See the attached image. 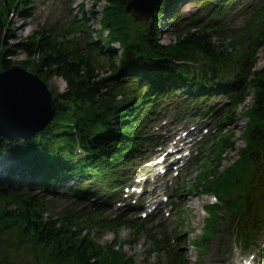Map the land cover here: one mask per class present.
<instances>
[{"label": "trees", "instance_id": "obj_1", "mask_svg": "<svg viewBox=\"0 0 264 264\" xmlns=\"http://www.w3.org/2000/svg\"><path fill=\"white\" fill-rule=\"evenodd\" d=\"M12 1L0 0V73L20 67L44 84L57 77L65 88L61 93L49 89L54 118L30 141L10 142L0 134V264H110V256L115 264L123 262L121 254L114 255L119 230L130 226L138 235L144 225L117 221L100 227L95 223L102 220L91 218L76 226L70 218L52 214L49 197L60 199L67 190L79 203L98 199L101 205L94 210L100 211L109 198H120L134 157L145 144L156 143L154 137L142 139L145 124L151 126L152 119L172 112L175 119L212 116L219 129L234 125L249 89L254 97L244 113L250 120L243 135L248 146L242 162L221 175H208L195 187L213 191L225 210L220 218L218 206L206 207L211 214L207 227L220 220L222 231L208 228L198 241L197 264H202L212 238L221 239L223 246L222 239L232 235L245 250L255 246L264 228V67L255 70L257 52L264 55V0H197L200 10L186 20L175 12L184 0H161L146 23L127 13L131 0H107L113 11L106 12L103 22L106 52L90 41L84 51L76 42H59L57 35L43 30L12 51L1 49ZM244 6L248 48L237 50L233 41L214 44L213 37L227 30L226 15ZM28 7V0H23L19 16ZM161 16L167 18L165 31L174 35L167 45L157 39ZM17 53L26 60L10 61ZM97 58L105 62V77L95 75L101 68ZM217 96L222 100L212 103ZM232 140L228 134L219 142V163L221 152L233 149ZM93 228L110 229L117 235L115 241L101 247L91 237ZM260 254L264 256V249ZM177 258V264L187 263L182 255Z\"/></svg>", "mask_w": 264, "mask_h": 264}, {"label": "rangeland", "instance_id": "obj_2", "mask_svg": "<svg viewBox=\"0 0 264 264\" xmlns=\"http://www.w3.org/2000/svg\"><path fill=\"white\" fill-rule=\"evenodd\" d=\"M22 1L13 0L11 2L10 12L7 17L5 16V19L7 18V26L1 43V49L12 51V48L16 44L19 42L24 43L27 39L33 38L38 30H43L57 35L59 42L69 40L76 42L84 51L90 41L95 44L96 48L106 52L103 44L108 32L104 29L103 22L107 15L106 12L113 11V4L107 0H28V8L30 10L26 11L23 16H19ZM196 2L197 0H184L176 7L175 12L183 20H186L190 16L197 14L200 10ZM245 7L236 12H229L226 15L224 27L227 30L213 37L212 41L214 44L219 45L224 43L228 45L229 42L233 41L237 50L240 47L243 49L248 48L250 43L247 40L248 38L243 35L244 30L246 32L245 26L248 17L244 19L241 15ZM157 19H162L160 20L158 41L162 45L173 43L174 35L165 31V28H167L166 16H161ZM250 36L253 39L252 32ZM232 47L230 46L229 48L230 52H233ZM110 49L111 51H117V46H111ZM9 60L21 63L26 60V56L17 53L12 58L10 57ZM96 60L98 65L100 63L101 68L98 69L95 75L105 77L109 72L106 69L104 60L99 58ZM256 61L255 70L264 67L262 50L257 52ZM45 85L48 90L54 88L58 93L63 92L65 88L64 83L57 77H52L49 83ZM246 92L244 103L236 110L234 125L226 123L219 129L217 123L214 124L212 117L208 119L196 118L194 123L188 119L172 121L173 113L167 112L166 114L164 112L163 115L165 114L166 118L161 117V119L165 120L163 122L166 125L162 123L157 127L159 123H156L154 126H146L150 132L146 130L147 133L145 132L142 138L147 139L150 135L157 136V146L142 162H138L142 166L141 168H138V165L135 167V160L133 168L136 169L130 173L132 180L128 183V187L129 184L136 188L143 186L141 196L139 198L135 196L131 204H136L134 201L137 199L141 202L147 201V203H151L153 200L160 201L166 198L167 202L162 205L163 211L160 213L155 212L151 216L141 219V214L144 211H140L141 214L136 216L137 213L132 214V211H139V208L128 206L127 209H120V207L115 209L117 202L112 200L107 207L103 208L102 206L100 208L101 212L90 215V211L99 204L88 200L83 205H77L73 197L65 191L61 199L55 201L52 214L56 218H70L68 221L74 223L76 226H82L83 222L91 216H94L95 220L101 219L102 215H99L100 213H103L104 217L102 219L106 221L128 219L131 221L128 225H144V231L138 235L136 234V230L130 226L119 230L118 243L115 244L114 252V255L115 253L121 254L119 261L124 257L123 262L120 263L118 261L119 264H126L128 262H133V264H177L179 261L177 255L183 256V259L187 262L185 264H196L201 255L197 250L198 241L206 234L208 228H215L217 232H220L222 225L220 220H216L212 226L207 227L206 221L211 218V214L206 209V206L210 205V202H216L213 199L215 193L213 191L206 193L195 187L199 181L205 180L208 175L209 177H214V172L221 175L225 168H231L235 163L242 162V154L248 146L243 135L250 120V117L248 120L247 115L244 113L246 110L249 111L253 106L254 97V92L251 89ZM219 97L217 96V98L213 99L212 103L216 101L220 102L222 98ZM196 99L197 97H195L194 101ZM190 118L193 120L195 117ZM185 125L189 126L187 127L188 131L190 127L197 125V129L203 132L206 140L203 142V138L201 141H196L193 146H186L183 152L189 153L188 156L183 158V161L177 164L179 169L176 172V179H174L176 174L173 169L169 173L158 175L159 171L163 170V168L158 170V167L162 165L160 161L167 158V152L175 145L173 138L170 137L173 134V128ZM214 128H217V133L208 134ZM228 134L233 135V149L231 151L223 150L221 152L223 158L219 163L217 161V154L220 150L219 142L222 137ZM138 160L140 161V159ZM235 169H238L237 166L234 167ZM3 175L5 177L7 175L6 172ZM154 184L159 186L160 190L158 192L153 189ZM228 184L230 187L229 182ZM183 187L185 189L180 193V189ZM193 189L195 191H192ZM232 195H234V192ZM122 199L124 202V198ZM129 210L132 211L129 212ZM224 213L225 210L219 207L218 217L223 218ZM130 216L132 217L130 218ZM100 229L93 228L90 231L94 241L101 247L112 244L117 235L110 229L101 232ZM220 241L221 239H210L208 252L201 256L202 259L200 258L202 264H237L239 258L257 255L261 264H264V256L259 253V250L264 249V228L261 229L255 241V246L248 247L251 249L245 250L240 243L234 240L232 235L222 239L223 246H219ZM171 246L172 249H170ZM109 263L115 264L113 256H110Z\"/></svg>", "mask_w": 264, "mask_h": 264}, {"label": "water", "instance_id": "obj_3", "mask_svg": "<svg viewBox=\"0 0 264 264\" xmlns=\"http://www.w3.org/2000/svg\"><path fill=\"white\" fill-rule=\"evenodd\" d=\"M161 0H131L127 13L150 20ZM54 118V99L40 79L19 67L0 73V134L7 141H30Z\"/></svg>", "mask_w": 264, "mask_h": 264}, {"label": "bare ground", "instance_id": "obj_4", "mask_svg": "<svg viewBox=\"0 0 264 264\" xmlns=\"http://www.w3.org/2000/svg\"><path fill=\"white\" fill-rule=\"evenodd\" d=\"M183 134H185V133H183ZM181 160V157H180V154H179V152H178V148H175V150H174V153H173V155L171 156V158H170V161L172 162V163H174V164H176L177 162H179ZM159 186H157V185H155L154 187H153V189L156 191L157 190V192L160 190V188H158ZM158 188V189H157Z\"/></svg>", "mask_w": 264, "mask_h": 264}]
</instances>
